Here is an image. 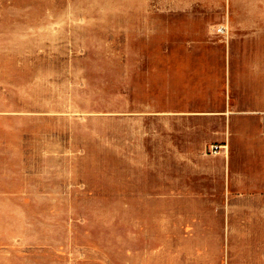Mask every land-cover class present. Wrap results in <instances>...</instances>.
<instances>
[{
	"label": "rangeland",
	"instance_id": "obj_1",
	"mask_svg": "<svg viewBox=\"0 0 264 264\" xmlns=\"http://www.w3.org/2000/svg\"><path fill=\"white\" fill-rule=\"evenodd\" d=\"M175 1L0 0V264L249 258L226 206L264 188L262 121L220 96L223 11Z\"/></svg>",
	"mask_w": 264,
	"mask_h": 264
},
{
	"label": "crops",
	"instance_id": "obj_2",
	"mask_svg": "<svg viewBox=\"0 0 264 264\" xmlns=\"http://www.w3.org/2000/svg\"><path fill=\"white\" fill-rule=\"evenodd\" d=\"M175 2L203 5L210 12L219 9L223 11L221 15L220 12L210 13L209 15H202L201 18L203 22H209L205 24L207 30H215L219 24H224L227 27V43L222 45L223 73L219 74V76H223L220 79L221 82L219 81L222 85L220 96L223 95L224 105L227 107L229 114L233 116L253 114L262 121L255 128V133H257L255 148H264V142L262 141L264 138V45L262 40L264 38V0H176ZM194 20L200 21L199 15L197 17L194 15ZM230 38H232L231 41ZM242 38H245L248 42L255 41L257 44L251 46V50H242L240 44L238 45L239 42L241 43ZM242 51H245L244 54L250 53V55H242ZM240 63H244L246 66L244 75H249L252 80L250 86L246 85L247 88H244V90L239 88L240 86L236 80ZM246 91L249 95L240 96V92L244 93ZM230 128L229 123L228 129L230 130ZM232 131L235 132L233 128ZM231 142L229 141L228 144ZM251 147L254 146L251 145ZM237 176L242 179L247 177L243 172H239ZM256 177L251 180L264 182V176L257 175ZM240 191L241 194L233 196L235 199L227 202V233L229 234V225L232 224L229 214H239L248 219L247 213H249V219L242 221L243 227L240 235L246 239L245 242H249L253 246V251L249 258L243 256L232 260L227 255L225 264H264V188L253 187L249 190L242 189ZM245 191H248V194ZM232 192L233 190L228 188L226 197L229 198ZM226 244H230L229 237Z\"/></svg>",
	"mask_w": 264,
	"mask_h": 264
},
{
	"label": "built area",
	"instance_id": "obj_3",
	"mask_svg": "<svg viewBox=\"0 0 264 264\" xmlns=\"http://www.w3.org/2000/svg\"><path fill=\"white\" fill-rule=\"evenodd\" d=\"M226 30H227V28L224 27V26H222V28H220V31H221L222 33H225ZM223 146H224V145H220V144H212L210 150H211V152H212L213 154H219L220 151L222 150Z\"/></svg>",
	"mask_w": 264,
	"mask_h": 264
}]
</instances>
